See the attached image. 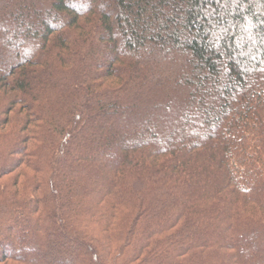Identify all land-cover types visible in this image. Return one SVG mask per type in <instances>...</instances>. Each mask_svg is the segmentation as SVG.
I'll list each match as a JSON object with an SVG mask.
<instances>
[{
  "label": "trees",
  "instance_id": "16d2710c",
  "mask_svg": "<svg viewBox=\"0 0 264 264\" xmlns=\"http://www.w3.org/2000/svg\"><path fill=\"white\" fill-rule=\"evenodd\" d=\"M46 257L264 264V0H0V264Z\"/></svg>",
  "mask_w": 264,
  "mask_h": 264
},
{
  "label": "rangeland",
  "instance_id": "374dc122",
  "mask_svg": "<svg viewBox=\"0 0 264 264\" xmlns=\"http://www.w3.org/2000/svg\"><path fill=\"white\" fill-rule=\"evenodd\" d=\"M2 181H6V179L5 178H3L2 179ZM34 239V238H33ZM14 242V241H13ZM17 242H20V243H22L23 245H30V246H32V247H34V246H36L37 245V242L36 243H32V242H29V241H27V238L26 237H24V236H21L19 239H18V241ZM14 244H15V242H14ZM52 256V255H51ZM44 260L47 262V263H52V264H61V263H63L65 260H56V259H53V258H51V257H46V258H44ZM69 261H72V262H75V260L77 261V259H75L74 260V258L73 259H68Z\"/></svg>",
  "mask_w": 264,
  "mask_h": 264
}]
</instances>
